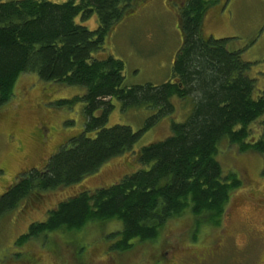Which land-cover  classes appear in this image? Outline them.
<instances>
[{
    "label": "trees",
    "instance_id": "1",
    "mask_svg": "<svg viewBox=\"0 0 264 264\" xmlns=\"http://www.w3.org/2000/svg\"><path fill=\"white\" fill-rule=\"evenodd\" d=\"M133 2H0V110L12 101L22 75L85 90L83 96L57 104L70 110L83 104L84 130L44 168L15 178L0 196V219L32 197L86 182L114 159L133 154L142 167L112 186L84 190L61 202L45 222L31 224L17 245L48 234L80 232L90 224L120 222L121 230L108 239L115 242L112 251L121 254L159 240L169 221L186 214L194 220V235L203 228H221L231 196L244 182L223 170L220 144L225 140L241 154L254 152L264 159V122L258 138L248 141L250 126L264 114V88L257 95V80L249 77L254 64L243 61L242 51L228 49L230 39L202 33L206 15L219 2L190 0L181 9L183 44L167 82L124 87V62L101 53L108 35L130 15ZM95 15L96 30L77 21L85 24ZM174 98L193 99L187 120L173 122L169 137L135 155L145 133L176 113ZM114 99L124 111L149 107L155 114L137 132L121 125L108 128Z\"/></svg>",
    "mask_w": 264,
    "mask_h": 264
},
{
    "label": "rangeland",
    "instance_id": "2",
    "mask_svg": "<svg viewBox=\"0 0 264 264\" xmlns=\"http://www.w3.org/2000/svg\"><path fill=\"white\" fill-rule=\"evenodd\" d=\"M14 1L18 0H0ZM186 1L138 0L134 12L108 35L101 55L124 62V87L157 86L171 78L174 60L183 44L179 12ZM77 21L92 31L99 27L96 15L85 24L81 18ZM202 33L204 37L230 39L228 49L243 52V61L254 64L249 77L257 80L259 95L264 88V0H220L206 15ZM84 93L80 87L41 82L34 74L21 76L12 101L0 110V196L19 174L44 168L62 145L82 133L83 104L72 110L57 104ZM172 102L176 113L145 133L134 148L135 155L142 147L169 137L173 122L187 120L193 99L174 98ZM113 105L108 128L121 125L137 132L155 114L149 107L124 111L115 99ZM262 122L264 114L250 126L249 142L262 133ZM219 151L225 173H236L244 182L232 194L221 228H203L194 235V220L186 214L169 221L159 240L139 243L121 254L112 251L115 242L108 239L121 230L120 222L90 224L80 232L48 234L16 244L31 224L45 222L61 202L84 190L112 186L140 170L132 154L110 161L82 184L32 197L4 215L0 219V264H263L264 159L254 152L241 154L225 140Z\"/></svg>",
    "mask_w": 264,
    "mask_h": 264
},
{
    "label": "flooded vegetation",
    "instance_id": "3",
    "mask_svg": "<svg viewBox=\"0 0 264 264\" xmlns=\"http://www.w3.org/2000/svg\"><path fill=\"white\" fill-rule=\"evenodd\" d=\"M136 1V2H135ZM190 0H188V1H186L181 7H180V11H181V9L186 5V3H188ZM212 1H214V0H212ZM215 1H218V2H220V0H215ZM138 2V0H134V2H133V10L131 11V13H133L134 12V10L136 9V7L134 8V4L135 3H137ZM217 7V6H216ZM213 8H215V7H213ZM179 16H180V12H179ZM39 129V131H41V128H38ZM37 129V130H38ZM39 142V141H38ZM40 143H42V142H40ZM44 144V143H43ZM40 145V144H39ZM63 146V145H62ZM59 150V149H58ZM263 264H264V262H263Z\"/></svg>",
    "mask_w": 264,
    "mask_h": 264
}]
</instances>
